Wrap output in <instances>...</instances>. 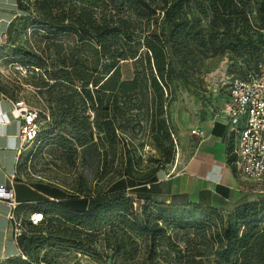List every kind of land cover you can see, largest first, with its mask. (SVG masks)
Wrapping results in <instances>:
<instances>
[{
    "label": "trees",
    "instance_id": "obj_1",
    "mask_svg": "<svg viewBox=\"0 0 264 264\" xmlns=\"http://www.w3.org/2000/svg\"><path fill=\"white\" fill-rule=\"evenodd\" d=\"M259 1L17 0L19 14L8 33L21 18L23 28L31 25L41 34L34 45H21L15 54L27 71H42L39 86L55 102L53 124L45 135L74 159L72 131L79 133L81 144L93 129L115 142L127 114L145 103L134 97L150 88V109L163 114L166 83L201 52L255 53L257 65L264 54L259 44L264 42V17L254 19L252 3ZM125 64L132 66L131 74L124 73ZM88 109L93 116L79 120ZM156 129L170 139L164 118ZM83 130L88 134L81 135ZM125 161L106 193L74 194L50 185L58 195L39 202L36 211L43 218L38 224L24 219L20 254L2 264H40L47 257L40 256L41 250L56 240L101 257L140 258L141 264H264V196H242L225 211L172 193L170 183L159 178V168L138 177L129 154ZM228 162L236 170L231 149Z\"/></svg>",
    "mask_w": 264,
    "mask_h": 264
},
{
    "label": "rangeland",
    "instance_id": "obj_2",
    "mask_svg": "<svg viewBox=\"0 0 264 264\" xmlns=\"http://www.w3.org/2000/svg\"><path fill=\"white\" fill-rule=\"evenodd\" d=\"M252 4L253 17L261 22L260 18L264 17V0ZM23 24V19L18 18L11 34L8 33L0 42V85L39 109L40 134L34 142L26 145L21 155L18 176L28 182H42L74 194L106 193L110 184L125 168L127 154L131 156L138 177L147 176L154 168H159L157 174L160 179L164 174L166 176L176 172L180 166V163L177 165L179 155H182L183 165L198 139L193 129L199 122L213 115V108L223 99L225 93L221 88V80H227L231 75L248 69H257L264 58L263 54L256 65L255 53L238 55L229 51L212 55L201 52L196 62L182 64V68L178 67L175 71V78L166 83L163 114H155L150 109L151 98L154 96L150 88L144 96L134 97L136 100L144 98L145 103L142 108L132 109L127 114L129 120L117 130L118 139L115 142H111L104 132L98 133L93 129V135L87 138V143L81 144L78 141L79 133L72 131L68 137L76 146L77 153L74 159H69L61 147L49 135H45L53 124L51 106L55 102H50L46 87L39 86L42 71H25L24 64L15 54L19 46H32L36 40L41 39V34L35 32L31 25L23 28ZM259 44L264 48L263 41ZM123 71L128 75L133 68L125 64ZM76 89L81 90L80 87ZM81 99V96H77V100ZM119 101L121 103L120 96ZM84 115L93 116L92 110L79 113V120ZM118 118L120 120L121 117ZM161 118L165 119L170 139L161 132L158 135L156 128ZM82 134H88V131L83 130ZM119 135H122L123 141ZM246 186L249 191L244 196L248 200H258L264 196V180L248 179ZM233 202L218 208L227 211L232 208ZM28 217L24 215L25 220ZM97 247L100 248V245ZM44 254L47 257L43 262L50 261L53 264H141L140 258L129 259L122 254L113 259L106 255L101 257L59 240L51 247L46 245L40 256ZM169 264L183 263L171 261Z\"/></svg>",
    "mask_w": 264,
    "mask_h": 264
},
{
    "label": "crops",
    "instance_id": "obj_3",
    "mask_svg": "<svg viewBox=\"0 0 264 264\" xmlns=\"http://www.w3.org/2000/svg\"><path fill=\"white\" fill-rule=\"evenodd\" d=\"M18 14L17 0H0V42ZM16 98L20 97L0 85V184L13 180L16 199L20 202L17 212L24 217L25 214L38 213V204L44 197L54 199L58 194L49 189L50 185L28 182L18 176L24 149L19 150L20 123L12 115ZM195 129L201 130V134L197 135L189 157L182 165V155H179L178 170L164 174L161 180L170 183L172 193H184L190 201L208 206L224 207L246 195L249 178L237 169V165L233 170L228 162V149L234 153L237 144L229 120L216 118L213 113ZM10 210L8 203L0 200V264L20 254L13 223L8 217Z\"/></svg>",
    "mask_w": 264,
    "mask_h": 264
},
{
    "label": "built area",
    "instance_id": "obj_4",
    "mask_svg": "<svg viewBox=\"0 0 264 264\" xmlns=\"http://www.w3.org/2000/svg\"><path fill=\"white\" fill-rule=\"evenodd\" d=\"M24 69L27 71L26 67ZM221 82L226 98L213 110L216 118L229 120L231 130L237 136L234 150L237 169L249 179L264 180V58L256 70L244 75L235 73ZM12 115L20 123L21 151L39 135V109L23 98H16ZM193 133L200 135L201 130L193 129ZM0 200L11 208L8 217L13 223L14 237L18 239L24 231V217L17 212L20 202L16 199L12 179L0 184ZM36 214L34 212L28 217L33 224H38L43 218L36 217ZM40 264L47 263L42 261Z\"/></svg>",
    "mask_w": 264,
    "mask_h": 264
},
{
    "label": "bare ground",
    "instance_id": "obj_5",
    "mask_svg": "<svg viewBox=\"0 0 264 264\" xmlns=\"http://www.w3.org/2000/svg\"><path fill=\"white\" fill-rule=\"evenodd\" d=\"M36 217H42L43 216V214L42 213H40V212H38L36 215H35Z\"/></svg>",
    "mask_w": 264,
    "mask_h": 264
}]
</instances>
